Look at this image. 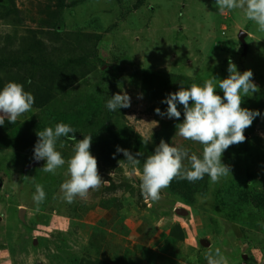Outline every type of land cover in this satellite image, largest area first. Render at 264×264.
Returning a JSON list of instances; mask_svg holds the SVG:
<instances>
[{
  "label": "rangeland",
  "instance_id": "rangeland-1",
  "mask_svg": "<svg viewBox=\"0 0 264 264\" xmlns=\"http://www.w3.org/2000/svg\"><path fill=\"white\" fill-rule=\"evenodd\" d=\"M137 2L66 0L70 6L64 12L62 28L73 33H105L99 44L101 59L98 53L90 56L92 73L86 79L67 93L57 89L56 99L47 108H33L17 119L26 140L9 148L0 145V256L10 253L12 264H78L89 239L77 238L69 231L71 220L83 219L88 212H93L97 220L99 211L107 209L105 201L112 199L124 213L108 222L106 228L112 229L110 240L115 236L112 244L122 249V264H207L206 256L216 248L221 249L229 264H264V33L258 32L256 24L242 12L219 13L215 0H143L136 8ZM55 4L56 0H16L17 10H12L10 16L0 12V47L6 48V53H21L33 35L30 32L39 30L40 19L47 18ZM241 31L247 33L246 50L238 39ZM38 38L50 49L66 46V53L82 49L86 53L89 49L86 42H77L71 34L56 41L40 34ZM229 59L240 73L249 69L253 72L259 91L244 97L241 106L261 113L245 130L246 141L223 153L222 162L231 166V175L216 184L208 175L196 181L199 184L193 204H189L188 195L179 194L180 180L186 181L179 178L161 192L159 201L146 202L133 181L139 176L132 173L120 157L123 153H116L115 148L116 139L121 141L120 147L132 151L140 136L145 143L142 150H136L142 153V165L161 141L156 135L162 130V121L170 120L155 113L161 106L148 93L145 77L151 73L176 74L202 85L212 76L227 78ZM16 76L17 73L8 74L11 80ZM113 82H117L116 94L131 97V106L115 111L110 131H106L103 125L110 113L106 104ZM141 94L143 98L139 99ZM216 94L223 96L218 88ZM85 108L91 109V119L97 117L93 129H102L100 137H92L90 146L100 176L110 183L126 184L127 189L110 193L109 183L90 190L87 199L77 197L69 204L62 199L60 190V185L70 178L67 164L55 175L41 171L46 163L43 160L31 170L25 168L35 161L36 133L58 123L73 125L75 113H83ZM94 109L102 112L94 113ZM83 130H75L77 141L93 132ZM164 141L202 157V145L183 139L178 132L173 139ZM74 143L65 138L58 141L57 150L65 160L73 155ZM25 176L30 179L24 180ZM35 184H42L46 192L39 212L34 211L32 199ZM256 202L261 204L256 207ZM21 208L25 209L24 221L19 217ZM178 209L182 212L177 213ZM144 223H148L145 228ZM175 224L185 230L183 242L170 236ZM232 224L239 227L240 234ZM203 240L210 245L203 246Z\"/></svg>",
  "mask_w": 264,
  "mask_h": 264
},
{
  "label": "clouds",
  "instance_id": "clouds-1",
  "mask_svg": "<svg viewBox=\"0 0 264 264\" xmlns=\"http://www.w3.org/2000/svg\"><path fill=\"white\" fill-rule=\"evenodd\" d=\"M218 12H242L247 20L253 21L257 31L264 33V0H215ZM239 36V35H238ZM239 39V38H238ZM240 41V40H239ZM228 77L218 79L212 76L202 85L192 83L190 88H181L175 93H169L161 103L167 105L165 112L160 108L155 113L162 118H181L178 105L183 106V122L176 125L178 135L185 140L202 145V157L191 152L186 147L169 145L161 139L154 153L143 160L140 169L142 153L133 154L127 149L117 146L116 153H123L124 162L131 171L139 176V188L146 202H156L161 199V192L167 189L176 179H186L189 182L202 180L205 175L210 182L216 184L222 178L231 175V166L222 162L223 153L232 145L246 141L245 130L253 121L261 116L259 110L242 107L243 98L249 93L255 94L259 87L253 82V72L249 69L240 73L237 66L229 59ZM217 88L223 96L216 94ZM142 99V94L138 96ZM35 103L34 95L25 91L23 84L7 83L0 90V126L5 119L14 124L23 114L32 111ZM191 105V106H190ZM131 106V97L127 94H114L107 101L110 111ZM156 124V122H154ZM72 133L73 135H69ZM75 129L66 123H58L55 127L45 128L36 133L38 140L34 146L33 159L37 162L46 161L41 171L55 175L57 169L67 164L66 179L61 185L62 199L71 204L77 197L87 199L90 190H98L102 185H108L98 171V161L90 152L91 135H84L77 141ZM65 138L74 141L73 155L65 160L57 150V143ZM63 148L64 144L60 143ZM115 158V154L113 156ZM189 166L186 167L184 161ZM113 173H109L111 176ZM24 180L30 179L23 177ZM130 196V194H129ZM35 212L46 200V192L42 184H35V194L32 197ZM207 264H229L228 258L220 248L209 251Z\"/></svg>",
  "mask_w": 264,
  "mask_h": 264
},
{
  "label": "trees",
  "instance_id": "trees-1",
  "mask_svg": "<svg viewBox=\"0 0 264 264\" xmlns=\"http://www.w3.org/2000/svg\"><path fill=\"white\" fill-rule=\"evenodd\" d=\"M8 3H4L0 1V12H7L6 16H10L12 14V10H17L16 0H7ZM143 4V0H138L136 8H139ZM66 3V0H56L55 9L50 11L47 18H42L39 21V32L31 31L33 35L28 38L29 43L25 48L22 49L21 53H15L10 51V53H6V48L0 47V90L9 83L16 82L23 84L25 91L31 92L35 97V103L33 108L38 110H43L47 108L57 96V89L62 93H67L70 91L76 84L86 79L91 73V69L89 66V57L92 58L98 53L99 55V44L104 39L105 33L101 34H83L80 32H66L65 29L62 28V24H64V12L69 7ZM17 14L19 11L16 12ZM42 30V31H41ZM38 34L44 35V37L52 40H61L63 36H70L71 38H75L76 41H84L85 45L88 44V48L86 53L81 50V52H70L66 53L67 49L61 47V49L53 48L50 49L47 43L43 39L38 38ZM6 55H12L9 58ZM98 57H96L97 61H100ZM103 64V63H102ZM14 67H17L16 72L14 71ZM22 73V75L18 73ZM17 73V76L14 79H10L8 74ZM6 75V77H4ZM146 89L148 93L155 98L160 103V110L166 111L167 105L161 103L162 100L166 98L169 93L177 92L181 86L184 88H190L191 82L190 79L176 74H148L145 79ZM144 85V86H145ZM117 82L111 83L109 98H112L114 94H116ZM191 106V105H190ZM178 110L181 111V118L179 120L172 118L169 121H162V130L157 133L156 137L158 139L171 140L178 132L176 125L183 122V106L178 105ZM108 114V119L103 125L104 130H109V124L111 122L112 115L115 111H110ZM99 114L102 112L100 109H94V113ZM88 113H92L90 108H85L82 112H76L75 116L71 119L73 120L74 129L76 131L83 129H89L93 131L92 133H87L85 135H91L92 137H97L102 131V129L94 130V126L97 122V117L95 116L91 119V116ZM111 114V116H110ZM106 120V118H105ZM20 122L16 120L14 124L8 122L5 119V123L3 126H0V145L6 147L15 146L16 142H23V139L26 140L20 128ZM88 131V130H87ZM22 135V136H21ZM69 135H73L70 133ZM114 138L115 135H113ZM84 136L81 137L83 139ZM138 146L136 143L135 149H127L132 153L140 152L142 150L143 139L138 136ZM128 138L125 137L124 141H127ZM117 146H121V141L115 139V148ZM126 148H129L128 144H124ZM122 148V147H120ZM113 153V150H111ZM141 153V152H140ZM122 160L126 158L123 154L120 156ZM142 159V156L139 157ZM186 167L189 166L187 160L184 161ZM142 170V165L140 166ZM25 172L24 174H26ZM135 184L139 186V180L137 178H133ZM181 181V188L179 194H186L189 196L188 202L189 204L194 203V195L197 192L198 182H189V181ZM3 185V180L0 178V191ZM173 186V184H172ZM131 187L128 186V189ZM124 189L126 191V184H117L116 182H111L109 185L110 193H116L118 190ZM114 200H109V202L105 201L103 204L104 208L106 207L108 210L109 218H105L103 222L96 226L89 237L87 250L84 252V256L81 260H79L78 264H122V260L124 258L121 257L122 249L119 246L113 245V238L110 240L108 236H110V229H107V223L113 221L115 217L121 215L123 209L121 205H117ZM261 202H256V207L260 205ZM144 207L146 206L143 205ZM126 216V215H123ZM143 228L147 226V224H143ZM232 227L236 231L237 234H240V229L238 226L232 224ZM170 236L174 238L178 242H183L186 239L185 230L182 228L180 224H175L170 230ZM146 248V247H144ZM148 249V248H147ZM128 250V249H125Z\"/></svg>",
  "mask_w": 264,
  "mask_h": 264
},
{
  "label": "crops",
  "instance_id": "crops-1",
  "mask_svg": "<svg viewBox=\"0 0 264 264\" xmlns=\"http://www.w3.org/2000/svg\"><path fill=\"white\" fill-rule=\"evenodd\" d=\"M104 210L105 211H99L101 216L97 220L92 216L93 212L86 213L85 214L86 216L83 217V219L71 220L70 225H69V231H71L77 238L89 239L90 235L93 232V228L96 227L97 224L99 225L101 222H103L105 218H109L110 213L108 212V210L106 209ZM21 221H24V220L21 219ZM59 230L61 232L64 231L63 228ZM0 264H12V256L10 255V253L8 254L5 253L0 256Z\"/></svg>",
  "mask_w": 264,
  "mask_h": 264
},
{
  "label": "water",
  "instance_id": "water-1",
  "mask_svg": "<svg viewBox=\"0 0 264 264\" xmlns=\"http://www.w3.org/2000/svg\"><path fill=\"white\" fill-rule=\"evenodd\" d=\"M246 37H247V33L244 32V31H241L240 34H239V36H238L240 42L245 46V50H246V47H247L246 40H245ZM37 164H38V162H37V161H34L32 164L27 165L26 168H25V170H26V171L31 170V169H33ZM176 212H177V213H181L182 210L179 211V209H178V210H176ZM19 215H20V218H21L22 220H24V215H25V209H24V208H21V209H20ZM201 243H202V245L205 246V247H208V246L210 245V243H209L208 241H206V240L201 241Z\"/></svg>",
  "mask_w": 264,
  "mask_h": 264
}]
</instances>
